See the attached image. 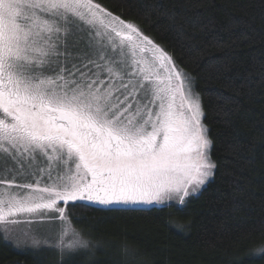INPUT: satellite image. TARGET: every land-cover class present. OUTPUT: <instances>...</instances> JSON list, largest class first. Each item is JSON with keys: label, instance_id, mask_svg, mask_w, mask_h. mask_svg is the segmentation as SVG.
I'll return each instance as SVG.
<instances>
[{"label": "snow or ice", "instance_id": "1", "mask_svg": "<svg viewBox=\"0 0 264 264\" xmlns=\"http://www.w3.org/2000/svg\"><path fill=\"white\" fill-rule=\"evenodd\" d=\"M203 115L168 53L94 0H0L4 238L22 224L33 248L63 257L94 247L69 203L184 204L216 168ZM37 224L58 225L59 239L39 238Z\"/></svg>", "mask_w": 264, "mask_h": 264}, {"label": "trees", "instance_id": "2", "mask_svg": "<svg viewBox=\"0 0 264 264\" xmlns=\"http://www.w3.org/2000/svg\"><path fill=\"white\" fill-rule=\"evenodd\" d=\"M132 22L193 81L214 176L183 205H67L91 251L21 249L0 264H264V0H94Z\"/></svg>", "mask_w": 264, "mask_h": 264}, {"label": "rangeland", "instance_id": "3", "mask_svg": "<svg viewBox=\"0 0 264 264\" xmlns=\"http://www.w3.org/2000/svg\"><path fill=\"white\" fill-rule=\"evenodd\" d=\"M95 2V1H94ZM96 3V2H95ZM102 7V6H101ZM103 9H105L104 7H102ZM105 10H107V9H105ZM107 12H109V13H111L110 11H108L107 10ZM113 16H115V17H118V16H116L115 14H113V13H111ZM120 18V17H119ZM121 19V18H120ZM123 20V19H122ZM123 21H125V20H123ZM132 23V22H131ZM134 24V23H133ZM134 25H136V24H134ZM138 27V26H137ZM141 31V30H140ZM142 32V31H141ZM143 33V32H142ZM144 34V33H143ZM145 35V34H144ZM147 36V35H146ZM152 40V39H151ZM156 45H158L157 43H155ZM160 46V45H159ZM161 47V46H160ZM162 48V47H161ZM163 49V48H162ZM164 50V49H163ZM165 51V50H164ZM166 52V51H165ZM166 53H168V52H166ZM168 55L171 57V55L168 53ZM174 61V59L171 57V62L172 63H174L173 62ZM175 65V64H174ZM175 70H178V71H180L181 73H183L187 78H189V76L184 72V71H182L178 66H176L175 65ZM161 75L163 76L164 75V73L163 72H161ZM189 82H190V84H191V89H192V94L193 95H196V96H198V94L195 92V90H194V88H193V81L189 78ZM177 102L179 103V97L177 98ZM202 124H203V117H202ZM204 125V124H203ZM207 136H208V134H207ZM210 157H211V154H210ZM211 160H212V158H211ZM211 179V178H210ZM209 179V180H210ZM20 182H23V181H20ZM206 185V184H205ZM204 185V186H205ZM203 186V187H204ZM203 187L200 189V191L203 189ZM199 191V192H200ZM199 192L197 193V194H199ZM197 194H195V195H197ZM195 195H193V196H195ZM190 197H192V196H190ZM190 197H188V198H186V200H185V203H186V201L190 198ZM170 204H174V205H183V204H180L178 201H176V200H172V201H167L166 202V204L165 205H170ZM60 206L61 207H65V205L63 204V203H61L60 204ZM161 206H164V205H151V206H130V207H132V208H135V207H139V208H151V207H161ZM99 207H103V206H99ZM103 208H105V207H103ZM129 208V207H128ZM67 213H68V215H69V220L71 221V224H72V227L73 228H75L74 227V225H73V222H72V220H71V217H70V214H69V212H68V209H67ZM33 227V229L36 231V232H38V235H39V238H41V239H47L50 243H55L56 242V240H58L59 239V236H58V233H59V231H60V229H59V226L58 225H52V224H42V225H40V224H37V225H33L32 226ZM76 229V228H75ZM27 229H26V226L25 225H10L9 226V231H8V233H7V240H9L11 243H13L16 247H18V248H21V249H37V248H33L32 246H31V243H30V241L29 240H27L26 239V237H25V235H24V232L26 231ZM77 230V229H76ZM79 231V230H78ZM0 234L2 235V236H5V234L3 233V231L2 230H0ZM71 239H73V237H72V235H71V233L65 238V242L67 243V241H69V240H71ZM16 242H19L18 244L16 243ZM40 247H49V246H47V245H41ZM50 248H54V249H56L55 247H50ZM57 250V249H56ZM66 253H69V252H67V251H65V254Z\"/></svg>", "mask_w": 264, "mask_h": 264}]
</instances>
